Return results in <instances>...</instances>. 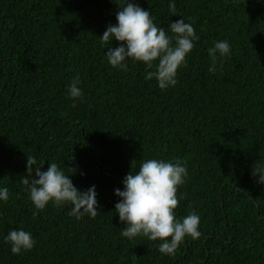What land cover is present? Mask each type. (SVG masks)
<instances>
[{
  "label": "trees",
  "instance_id": "obj_1",
  "mask_svg": "<svg viewBox=\"0 0 264 264\" xmlns=\"http://www.w3.org/2000/svg\"><path fill=\"white\" fill-rule=\"evenodd\" d=\"M134 2L168 35L183 18L200 37L175 86L146 79L156 68L142 61L126 59V71L108 62L119 42L100 36L126 0H0V264H264V183L252 175L264 168V0ZM223 40L230 55L218 53L212 73L208 48ZM27 155L43 171L56 163L81 191L95 185L97 216L53 202L34 216ZM153 158L187 162L175 213L200 217L202 235L174 256L163 241L122 236L115 211V189ZM19 229L36 244L13 254L5 237Z\"/></svg>",
  "mask_w": 264,
  "mask_h": 264
},
{
  "label": "clouds",
  "instance_id": "obj_2",
  "mask_svg": "<svg viewBox=\"0 0 264 264\" xmlns=\"http://www.w3.org/2000/svg\"><path fill=\"white\" fill-rule=\"evenodd\" d=\"M119 7L116 23H109L100 36L102 44H112L114 40L119 42V46L107 49L108 62L113 67L126 71V59L142 61L148 69L154 66L156 68L155 71H148L146 79L155 77L161 89L175 86L178 82V68L186 66L187 54L194 48V42L200 39L193 25L185 22L183 18L173 21L168 26L172 34L170 36L165 28L154 23L150 11L134 0H126ZM169 12L176 15L175 2L169 4ZM230 51L226 40L217 41L213 47L208 48L212 61L209 71L215 73L218 53L223 58L229 56ZM154 61H158V64L154 65ZM78 84L79 74L69 85V94L74 100L83 98V91ZM73 107H76L75 103ZM44 162L41 160L37 163L35 157L27 155V174L22 179V184L37 209L33 215H37L49 202H53L58 207L66 203L73 205L69 215L77 219L85 214L95 218L99 208L96 186L81 191L56 163L50 162L47 171H43ZM186 164V161L181 160L173 163L153 158L143 161L138 171L134 173L131 170L125 176L124 189H115V195L120 197L115 204V211L120 222L127 225L122 230V236L133 239L143 235L151 241H163L158 250L162 254L174 256L186 236L195 240L202 235L198 230L200 217L195 212L182 219H178L175 213L180 203L178 188L185 183L188 175ZM134 167L133 161L132 169ZM258 174L259 182L264 183V168L254 167L252 175L255 177ZM8 199L9 189H0V200ZM5 240L11 244L13 254L31 250L36 244L32 234L23 229L11 230Z\"/></svg>",
  "mask_w": 264,
  "mask_h": 264
}]
</instances>
